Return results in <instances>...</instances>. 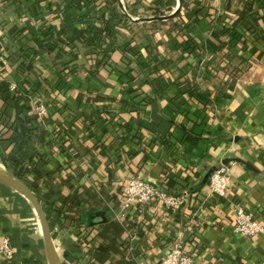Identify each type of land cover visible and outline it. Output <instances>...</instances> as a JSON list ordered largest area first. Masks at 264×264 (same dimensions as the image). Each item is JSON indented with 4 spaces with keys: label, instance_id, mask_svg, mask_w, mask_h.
I'll return each instance as SVG.
<instances>
[{
    "label": "crops",
    "instance_id": "obj_1",
    "mask_svg": "<svg viewBox=\"0 0 264 264\" xmlns=\"http://www.w3.org/2000/svg\"><path fill=\"white\" fill-rule=\"evenodd\" d=\"M36 96L47 124L21 120ZM0 171L40 200L57 264H158L177 238L196 264H264V233L233 227L237 204L264 225V0H0ZM137 175L189 203L127 209ZM6 237L0 264H50L33 202L0 182Z\"/></svg>",
    "mask_w": 264,
    "mask_h": 264
},
{
    "label": "built area",
    "instance_id": "obj_2",
    "mask_svg": "<svg viewBox=\"0 0 264 264\" xmlns=\"http://www.w3.org/2000/svg\"><path fill=\"white\" fill-rule=\"evenodd\" d=\"M34 107V115L37 120L43 124H47L51 118V114L46 102L42 97H31ZM230 178L222 171L216 172L212 175L210 181V194L212 196H224L227 192ZM164 185L165 182H162ZM155 183L142 175H137L129 178L126 184V208L128 209L132 204L138 202L141 205L152 204L155 200L162 201L167 208L184 207L190 201L191 193L188 189L183 190L181 193H169L159 187ZM235 224L234 231L238 234L246 236H257L264 233V225L261 221L254 218L252 212L237 204L235 206ZM1 254L7 259H13L15 255V248L13 247L9 238H4L1 247ZM158 264H196L185 250L184 241L177 238L171 244L170 252Z\"/></svg>",
    "mask_w": 264,
    "mask_h": 264
},
{
    "label": "water",
    "instance_id": "obj_3",
    "mask_svg": "<svg viewBox=\"0 0 264 264\" xmlns=\"http://www.w3.org/2000/svg\"><path fill=\"white\" fill-rule=\"evenodd\" d=\"M0 182L24 192L28 196V198H30V200L33 202L42 223L49 262L50 264H57L56 251L49 226V220L38 197L34 194V192L27 183L15 176L0 171Z\"/></svg>",
    "mask_w": 264,
    "mask_h": 264
},
{
    "label": "trees",
    "instance_id": "obj_4",
    "mask_svg": "<svg viewBox=\"0 0 264 264\" xmlns=\"http://www.w3.org/2000/svg\"><path fill=\"white\" fill-rule=\"evenodd\" d=\"M29 108H30V110L32 111L33 110V107L31 108L30 106H29ZM28 118V119H27ZM22 119H24L25 121L24 122H27V121H31V120H34V121H37V122H39L38 120H37V118L35 117V115H33L32 114V116H29V117H25V118H21V120ZM23 121V120H22ZM28 122V123H29ZM23 124L22 126H18V127H15V129H14V132H13V134H12V136L10 137V140H13V139H15V138H19V137H25V136H27V137H32V135L34 134V129L32 128V127H30L29 126V124ZM40 124H42L41 122H39ZM13 160L14 161H16L17 162V160H16V157L15 158H13ZM24 171H22L21 173H23ZM26 172V171H25Z\"/></svg>",
    "mask_w": 264,
    "mask_h": 264
}]
</instances>
